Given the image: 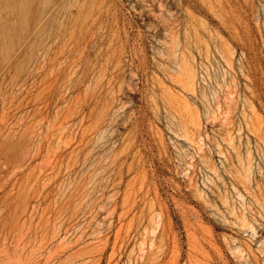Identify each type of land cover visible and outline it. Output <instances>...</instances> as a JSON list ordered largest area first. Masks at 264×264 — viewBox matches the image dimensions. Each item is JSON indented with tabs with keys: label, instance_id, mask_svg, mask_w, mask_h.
Wrapping results in <instances>:
<instances>
[{
	"label": "rangeland",
	"instance_id": "rangeland-1",
	"mask_svg": "<svg viewBox=\"0 0 264 264\" xmlns=\"http://www.w3.org/2000/svg\"><path fill=\"white\" fill-rule=\"evenodd\" d=\"M0 67V264H264V0H0Z\"/></svg>",
	"mask_w": 264,
	"mask_h": 264
},
{
	"label": "bare ground",
	"instance_id": "bare-ground-1",
	"mask_svg": "<svg viewBox=\"0 0 264 264\" xmlns=\"http://www.w3.org/2000/svg\"><path fill=\"white\" fill-rule=\"evenodd\" d=\"M3 21H8V22H10L12 19L11 18H5V19H2ZM10 25V23H7L6 25ZM41 25V24H40ZM2 33V32H1ZM63 34V33H62ZM61 39H62V36H61ZM60 40V39H59ZM53 42V41H52ZM50 45V44H49ZM59 47V46H58ZM56 50V49H55ZM50 53V52H49ZM10 55H11V53H9ZM48 55V54H47ZM17 53H15V54H13V62H9L7 65H5V66H12L15 62H16V60H17ZM3 67H0V70L2 69ZM0 87H1V84H0ZM1 90H2V88H1ZM248 127V126H247Z\"/></svg>",
	"mask_w": 264,
	"mask_h": 264
}]
</instances>
